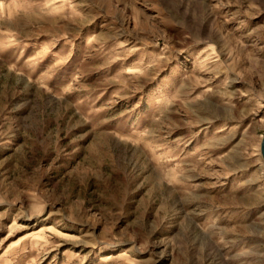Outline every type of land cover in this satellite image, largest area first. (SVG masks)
Wrapping results in <instances>:
<instances>
[{"label": "rangeland", "instance_id": "374dc122", "mask_svg": "<svg viewBox=\"0 0 264 264\" xmlns=\"http://www.w3.org/2000/svg\"><path fill=\"white\" fill-rule=\"evenodd\" d=\"M264 0H0V264H264Z\"/></svg>", "mask_w": 264, "mask_h": 264}, {"label": "water", "instance_id": "95a60500", "mask_svg": "<svg viewBox=\"0 0 264 264\" xmlns=\"http://www.w3.org/2000/svg\"><path fill=\"white\" fill-rule=\"evenodd\" d=\"M263 148H264V143H263Z\"/></svg>", "mask_w": 264, "mask_h": 264}]
</instances>
